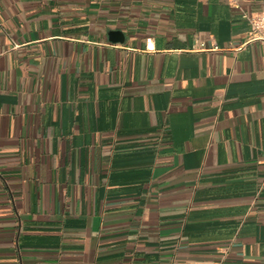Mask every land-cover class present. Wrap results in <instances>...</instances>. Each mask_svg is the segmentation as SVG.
<instances>
[{"label": "crops", "instance_id": "1", "mask_svg": "<svg viewBox=\"0 0 264 264\" xmlns=\"http://www.w3.org/2000/svg\"><path fill=\"white\" fill-rule=\"evenodd\" d=\"M262 10L0 0V264H264Z\"/></svg>", "mask_w": 264, "mask_h": 264}, {"label": "built area", "instance_id": "2", "mask_svg": "<svg viewBox=\"0 0 264 264\" xmlns=\"http://www.w3.org/2000/svg\"><path fill=\"white\" fill-rule=\"evenodd\" d=\"M243 16L250 23L249 40H257L264 44V10L253 13L244 12Z\"/></svg>", "mask_w": 264, "mask_h": 264}]
</instances>
